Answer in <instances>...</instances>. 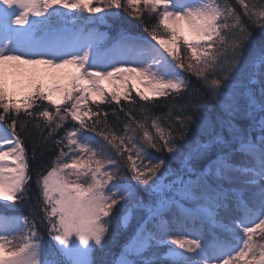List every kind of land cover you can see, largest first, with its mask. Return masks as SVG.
<instances>
[{
    "label": "snow or ice",
    "instance_id": "obj_1",
    "mask_svg": "<svg viewBox=\"0 0 264 264\" xmlns=\"http://www.w3.org/2000/svg\"><path fill=\"white\" fill-rule=\"evenodd\" d=\"M0 202V264H264V0H0Z\"/></svg>",
    "mask_w": 264,
    "mask_h": 264
},
{
    "label": "trees",
    "instance_id": "obj_2",
    "mask_svg": "<svg viewBox=\"0 0 264 264\" xmlns=\"http://www.w3.org/2000/svg\"><path fill=\"white\" fill-rule=\"evenodd\" d=\"M81 16L87 17L84 15H81ZM152 22L153 21H147V23H149V24ZM94 27H96L98 29V31L104 33L107 38H110L113 40L115 39L116 35L120 31H129V32H132V33L138 34V35H146V33H144V31H143L144 26L141 24V22L130 17L125 12H121L118 17L113 19V21L109 20L106 23L94 25ZM257 35H259V34L257 33ZM192 82L193 83L196 82L195 78H192ZM133 95H134V93H133ZM45 103H47V102H45ZM121 103L126 105V102L123 100L121 101ZM101 107L107 108L108 110H110L112 106L101 105ZM155 111L159 113V112H165V111H167V109L163 106H158L155 109ZM109 118L113 119V117H111V116ZM121 119H123V114H121ZM60 135H63V130H61V132L57 134V138H59ZM36 140H37V137L35 135H33L31 138L25 139V144H26V147L29 149V151H31L32 145ZM37 154L38 155L40 154L39 148L37 149ZM57 154H58V149L49 142V145H48L47 149L44 151L42 157L38 161H35L32 163L31 168H32L33 173H35V170L38 167L45 168L48 165H50L51 162L53 160H55V157ZM154 155H161V154L160 153H154ZM35 195H36V188H35V185L33 184V197H35ZM33 202H34V200H33ZM0 209H1V211H7V209L4 207V203H3V207H2V205H0ZM23 211H24V214L27 215V212H28L27 208L23 209ZM46 238H47V236H46ZM117 243L122 244L123 241L119 240V241H117ZM114 250H116V249H114ZM101 256H102V254L98 253V258H101Z\"/></svg>",
    "mask_w": 264,
    "mask_h": 264
},
{
    "label": "rangeland",
    "instance_id": "obj_3",
    "mask_svg": "<svg viewBox=\"0 0 264 264\" xmlns=\"http://www.w3.org/2000/svg\"><path fill=\"white\" fill-rule=\"evenodd\" d=\"M75 11H77L80 15H84V16H90V15H92V14H89V13H86V12H80V10H75ZM100 15H102V14H100ZM113 19H115V18H113ZM113 19H109L110 21H113ZM108 20V21H109ZM67 71H72V69H67ZM97 139H99V138H97ZM4 203V202H3ZM3 203L2 202H0V205H2V207H3ZM3 210V209H2ZM0 211H1V209H0ZM14 214H18V213H14Z\"/></svg>",
    "mask_w": 264,
    "mask_h": 264
}]
</instances>
